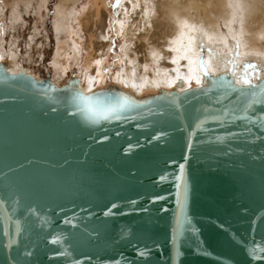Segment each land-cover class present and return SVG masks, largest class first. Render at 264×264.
I'll return each instance as SVG.
<instances>
[{
  "label": "water",
  "instance_id": "1",
  "mask_svg": "<svg viewBox=\"0 0 264 264\" xmlns=\"http://www.w3.org/2000/svg\"><path fill=\"white\" fill-rule=\"evenodd\" d=\"M201 76L137 95L0 61V264H264V76Z\"/></svg>",
  "mask_w": 264,
  "mask_h": 264
},
{
  "label": "bare ground",
  "instance_id": "2",
  "mask_svg": "<svg viewBox=\"0 0 264 264\" xmlns=\"http://www.w3.org/2000/svg\"><path fill=\"white\" fill-rule=\"evenodd\" d=\"M47 3L0 0V61L6 62L10 73L23 66L14 49L16 40L3 50L4 9L8 27L15 29L22 9L32 10L42 25ZM106 8L103 0L56 1L51 20L55 49L50 62L55 84L77 66L75 76L86 91L111 82L137 95L154 94L172 90L182 77L176 86L181 92L202 81L197 57L211 74L231 71L237 84H244L245 76L250 82L264 76V0H116L117 16L108 22V31L102 32L105 15H109ZM112 36L122 37L116 52ZM110 54L115 61L111 67Z\"/></svg>",
  "mask_w": 264,
  "mask_h": 264
},
{
  "label": "rangeland",
  "instance_id": "3",
  "mask_svg": "<svg viewBox=\"0 0 264 264\" xmlns=\"http://www.w3.org/2000/svg\"><path fill=\"white\" fill-rule=\"evenodd\" d=\"M56 1L57 0H48L47 10L45 11L46 15L42 16L43 26L39 23L40 21L37 18V15L32 10L28 12H24L23 9L21 10V20L15 26V29H10L8 27L7 10L5 11L4 9V13L2 14V19H4V21L2 22L5 27L4 30L1 31L4 52H6L7 49L6 46L10 42V40H16L14 49L19 56L20 63L25 69H28L27 70L28 73L29 72L32 73V75L35 76L36 78L43 77L46 74H50V76H52L53 73L52 68L50 66V62L55 49V40L53 37V31L51 29L52 28L51 20H52L53 9ZM103 1L106 3V7H107L106 10L109 13V15L108 14L105 15V20L103 23L104 25L102 27V32H106L108 31L109 28L108 22L111 23L112 18L114 19L117 16V13L114 11V7H113V5H115L116 0H103ZM42 12L44 14V11ZM136 22L135 25L137 28L138 24ZM115 27L117 28V26ZM109 33L111 34L112 32L110 31ZM82 37H83L82 39L85 41L84 38L85 36L83 35ZM120 39H122L121 36L117 38L112 36V40H114L113 43L114 45H112L113 47L112 50L115 52L118 50L117 47L118 44H120ZM82 53L84 52L82 51ZM113 59H114L113 55L110 54L108 60L109 67L114 65L115 61H113ZM76 67L77 66L74 67L72 66V69H70L71 71L69 70L66 73L65 77L69 78L71 76H75L77 74ZM107 72L109 73L110 77L113 78V74H110V70H107ZM113 72H115V70H113Z\"/></svg>",
  "mask_w": 264,
  "mask_h": 264
},
{
  "label": "snow or ice",
  "instance_id": "4",
  "mask_svg": "<svg viewBox=\"0 0 264 264\" xmlns=\"http://www.w3.org/2000/svg\"><path fill=\"white\" fill-rule=\"evenodd\" d=\"M113 7H115V5H113ZM201 47H203V45H201ZM181 58H184V57H181ZM173 63H176V60H173L172 61ZM197 63H198V66H199V70L200 72L204 75V76H207L209 75V69L208 67H206L203 63V60L200 59L199 57H197ZM182 79V77H181ZM244 84H248L250 83V81L248 80V78L245 76L243 81H242ZM197 83H199V81H197ZM181 168H183V165L180 166ZM163 179V177H162Z\"/></svg>",
  "mask_w": 264,
  "mask_h": 264
}]
</instances>
